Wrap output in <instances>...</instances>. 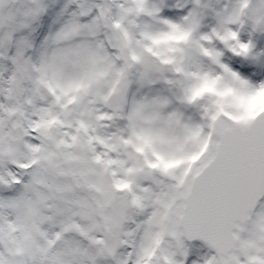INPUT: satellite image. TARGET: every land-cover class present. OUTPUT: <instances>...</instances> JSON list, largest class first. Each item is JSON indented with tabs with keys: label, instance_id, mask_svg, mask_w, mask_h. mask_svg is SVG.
Masks as SVG:
<instances>
[{
	"label": "snow or ice",
	"instance_id": "6c2138e0",
	"mask_svg": "<svg viewBox=\"0 0 264 264\" xmlns=\"http://www.w3.org/2000/svg\"><path fill=\"white\" fill-rule=\"evenodd\" d=\"M0 264H264V0H0Z\"/></svg>",
	"mask_w": 264,
	"mask_h": 264
}]
</instances>
